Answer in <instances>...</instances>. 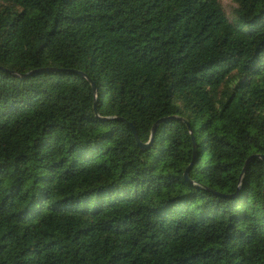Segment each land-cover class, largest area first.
I'll list each match as a JSON object with an SVG mask.
<instances>
[{"label": "trees", "instance_id": "1", "mask_svg": "<svg viewBox=\"0 0 264 264\" xmlns=\"http://www.w3.org/2000/svg\"><path fill=\"white\" fill-rule=\"evenodd\" d=\"M234 2L0 0V264H264V0Z\"/></svg>", "mask_w": 264, "mask_h": 264}, {"label": "water", "instance_id": "2", "mask_svg": "<svg viewBox=\"0 0 264 264\" xmlns=\"http://www.w3.org/2000/svg\"><path fill=\"white\" fill-rule=\"evenodd\" d=\"M76 72L79 73L80 75L86 77V78L91 82V85H92V87H93L94 92H96V85H95L94 81L90 78V76H89L86 72H85V73L82 72V71H76ZM178 119L184 120L183 118H178ZM165 120H166L165 118H163V119H159V120L153 125V127H152V132H151V134H152V139H151V141H152V140L154 139V137H155V131H156L157 126L159 125L160 122L165 121ZM187 125H188V128L190 129V124H189L188 122H187ZM132 128H133V132H134V134L136 135V137H137V139H138V144H139V146H140L141 148H143V149L148 148V147L150 146V144H149V143H145V144L141 143V141H140L139 138H138V134H136V131H135L133 125H132ZM194 149H196V141H195V138H194ZM193 165H194V161H193V162L187 167V169L185 170L184 176H186L187 179H189L188 172H189V170L192 168Z\"/></svg>", "mask_w": 264, "mask_h": 264}, {"label": "rangeland", "instance_id": "3", "mask_svg": "<svg viewBox=\"0 0 264 264\" xmlns=\"http://www.w3.org/2000/svg\"><path fill=\"white\" fill-rule=\"evenodd\" d=\"M221 2L224 5L228 14L232 15L235 8L237 7V4L234 2V0H221Z\"/></svg>", "mask_w": 264, "mask_h": 264}]
</instances>
